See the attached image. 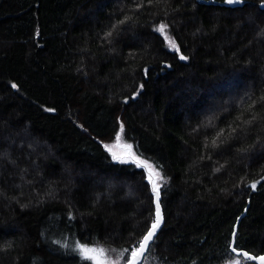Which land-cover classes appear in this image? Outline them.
<instances>
[{"label":"trees","instance_id":"obj_1","mask_svg":"<svg viewBox=\"0 0 264 264\" xmlns=\"http://www.w3.org/2000/svg\"><path fill=\"white\" fill-rule=\"evenodd\" d=\"M261 1L0 0V264L138 245L155 207L104 146L121 125L161 178L146 264L229 260L247 201L236 246L264 252Z\"/></svg>","mask_w":264,"mask_h":264},{"label":"snow or ice","instance_id":"obj_2","mask_svg":"<svg viewBox=\"0 0 264 264\" xmlns=\"http://www.w3.org/2000/svg\"><path fill=\"white\" fill-rule=\"evenodd\" d=\"M224 2L226 4L229 5H233V4H241L243 2V0H224ZM122 23V22H121ZM166 28L167 26L164 24H161L158 28L157 31H159L160 33L165 35V39L168 42V46L179 52V48L176 44V41L174 39H171L170 37L167 36L166 34ZM107 35H111V33H108ZM181 60H187L188 58L186 56L181 55L180 56ZM13 87H16L15 84L12 85ZM261 99H264V97H261ZM123 130V125H121V131ZM120 138V134H117V139ZM213 143H215V141H213ZM106 148L108 146H105ZM125 147H127L128 149H131V145H126ZM110 151V149H108ZM131 154V153H129ZM112 158L113 160H117L119 163H127L128 161L126 159H120L119 157H117V155L115 153L112 154ZM133 159L135 160L136 158L133 157ZM141 164H143L145 167L149 168V179L152 182V192H153V196H154V203H155V215H154V219H152V222L150 224V226L147 228L146 233L142 236V238L138 241V246L134 247L130 250H125V251H130V258H126V264H138V261L140 260V258L144 255L145 251L147 249L150 248L151 243L154 241V238L157 235V231L161 226V222H162V215H161V211H160V204H159V185L152 180V175H156L159 176L158 172H154V170L151 168L150 165H147L145 162H140L137 164L138 167L141 166ZM256 185L253 184L252 188H255ZM236 233L235 231H233V236L235 237ZM67 246V245H65ZM74 251H78L81 260H89L92 262V264H105V260L103 259L105 256V251L104 249H95V248H88L86 246L77 244L75 249H73ZM232 252H237V249L235 247L232 248ZM120 257L124 256V253H119L118 254ZM243 257L245 260H255V261H259V264H264V255L261 256H251L249 255L247 252L242 253ZM113 264H116V262H113ZM233 264H239L238 261H234Z\"/></svg>","mask_w":264,"mask_h":264},{"label":"rangeland","instance_id":"obj_3","mask_svg":"<svg viewBox=\"0 0 264 264\" xmlns=\"http://www.w3.org/2000/svg\"><path fill=\"white\" fill-rule=\"evenodd\" d=\"M154 27H155V29H157L159 26L156 25ZM118 133L120 134L119 139H117V135H116L115 139L112 142L104 144V146H108L107 148L105 147L107 150L110 149V151L108 150V152L110 153L111 157H112V154L115 153L117 155V157H119L120 159H126L128 162H132L135 165H137V163L133 159V157H135V158L142 160L147 165H150L143 158L138 157L133 152L132 147H131V149H128L127 147H125L126 145H131V144L122 139L121 128L119 129ZM129 153H131V154H129ZM140 167L144 169V171L146 173L147 180L149 181V177H148L149 174H148L147 169L144 168L142 165ZM151 168L154 170V172H157V170L154 167L151 166ZM153 176H154V181L159 185V189H160V185H161L160 174H159V176H156V175H153ZM247 203H248V201H247ZM77 244L86 246L88 248L104 249L105 256L103 259L105 260V264H113V262H116V264H125L126 258H129V256H130V251H125V250H130V249H128L126 247H115V246H111V245H103V244H98V243L87 245V244H81L80 242H75L74 249H75ZM134 247H137V246H134ZM134 247H132V248H134ZM148 251L146 254H148ZM76 252H78V251H76ZM119 253H124V256L120 257L118 255ZM234 261H238L239 264H253V262H251L249 260H245L242 256H236V255L232 256L229 260L225 261L222 264H233ZM142 262H143V264H146L147 263L146 258H144Z\"/></svg>","mask_w":264,"mask_h":264},{"label":"water","instance_id":"obj_4","mask_svg":"<svg viewBox=\"0 0 264 264\" xmlns=\"http://www.w3.org/2000/svg\"><path fill=\"white\" fill-rule=\"evenodd\" d=\"M259 7L262 8V9L264 8V1L259 2ZM135 162L138 164V163L143 162V161L140 160V159H138V158H136V159H135ZM141 165H142L144 168H146L147 171H148V174H150V173H149V168L145 167L143 164H141ZM148 177H149V176H148ZM262 178H263V177L257 179L256 181H254V182H252V183L250 184V185H251V189H252L253 191L256 189V187H255V188H252V185H253V184L256 185L257 183H259V182L262 180ZM151 179L154 180V176H153V175H152V178H151ZM148 182H149L150 190H151V192H152V182H151L150 179H149ZM159 193H160V189H159ZM152 194H153V192H152ZM154 199H155V198H154V196H153V202H154ZM160 199H161V194L159 195L160 211H161V215H162V217H163L162 222H161V226H160V228H161L162 225H163V223H164V215H163V210H162V206H161V203H160ZM154 207H155V203H154ZM247 207H248V203H247V205L244 207L243 211H242V212L236 217V220H235V222H234V224H233V228H232L231 235H230V241H229V250H230V252H231L232 254H234V255H236V256H242V257H243L242 253H244V252H247V253H248L249 255H251V256H261V255H264V252H263V253H259V254H254V253L249 252V251H247V250H245V249L238 248V247L236 246V235H235V237L233 236V231H235V233L237 234V229H238L239 222H240L241 218L245 215ZM154 215H155V210H154ZM160 228L158 229L157 233L159 232ZM137 246H138V245H137ZM233 247H235V248L237 249V252H232V248H233ZM147 251H148V249L145 251L144 255L140 258V260L138 261V264H141V262L143 261L144 256L146 255ZM129 258H130V256H129ZM243 258H244V257H243ZM249 261H251V262H253V263H255V264H259V261H255V260H249ZM125 264H126V263H125Z\"/></svg>","mask_w":264,"mask_h":264},{"label":"bare ground","instance_id":"obj_5","mask_svg":"<svg viewBox=\"0 0 264 264\" xmlns=\"http://www.w3.org/2000/svg\"><path fill=\"white\" fill-rule=\"evenodd\" d=\"M147 102V101H146ZM232 231V230H231Z\"/></svg>","mask_w":264,"mask_h":264}]
</instances>
